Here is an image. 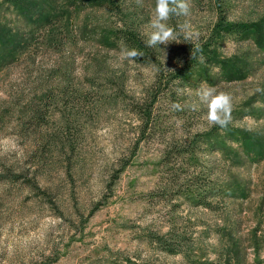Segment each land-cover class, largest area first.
<instances>
[{
	"label": "rangeland",
	"instance_id": "rangeland-1",
	"mask_svg": "<svg viewBox=\"0 0 264 264\" xmlns=\"http://www.w3.org/2000/svg\"><path fill=\"white\" fill-rule=\"evenodd\" d=\"M190 3L150 47L156 0H0V264H264V31L217 26L264 0ZM206 85L227 127L191 107Z\"/></svg>",
	"mask_w": 264,
	"mask_h": 264
},
{
	"label": "clouds",
	"instance_id": "clouds-1",
	"mask_svg": "<svg viewBox=\"0 0 264 264\" xmlns=\"http://www.w3.org/2000/svg\"><path fill=\"white\" fill-rule=\"evenodd\" d=\"M191 14L190 0H156L153 18L150 21L151 31L148 33L147 45L150 47L167 45L176 38V31L167 21L172 15ZM182 27L187 28L186 23ZM140 53L136 49H124L122 59L135 58ZM198 102L193 103V109L204 106L207 108L206 118L210 125H219L221 128L227 127L231 120L232 97L230 93L217 91L214 86L206 85L198 90ZM181 106L173 104V108L179 109Z\"/></svg>",
	"mask_w": 264,
	"mask_h": 264
},
{
	"label": "trees",
	"instance_id": "trees-1",
	"mask_svg": "<svg viewBox=\"0 0 264 264\" xmlns=\"http://www.w3.org/2000/svg\"><path fill=\"white\" fill-rule=\"evenodd\" d=\"M217 26H219L220 29L222 31H224L225 33L231 34V35H233L235 38H237L239 40H240V38H247V37H249V35L254 34L256 36V39H258L257 42L260 43L261 39H262L261 36L263 34V31H264V20L261 21L260 23H254V22H252V23L251 22H228L227 20H225V21L221 22ZM111 36H112V41H111L112 43L113 42L115 43L119 39H121V40L123 39L125 42H127V44H128L130 49H136L140 53V57L142 58V60L145 58L146 53H148V49L144 45H142L140 43V41L137 39V37L135 36L134 32H132V31H127V30L126 31H121L119 29L118 30H112ZM109 39H111V38H109ZM109 39L106 38L105 41L109 42L108 41ZM195 50L197 51L198 49H195ZM196 54L197 53H195L194 56H196ZM6 64L0 63V70ZM184 72H187L185 65H183L180 69H178L177 71H175L171 75L173 76V78H177V77L180 78L181 76H179V75H181ZM145 114H146V116L143 117L144 122L149 120L150 117H151L150 116L151 115L150 112H146ZM162 162H164L166 165L169 164V161H168L167 157H164ZM190 163L195 165L197 163V161L193 158ZM201 166H202V163H201ZM13 176L10 175V178L19 177V174H14ZM110 186H111V184H110ZM187 192H188V197L189 198H193L194 200H196V203H202L204 205L209 204V203H207V200H206L207 195L209 193L214 194V190H213L212 187H211V189H208L207 187H203L202 190L201 189L188 190ZM216 193L220 194V196H222L221 198L224 199L225 195L221 194V191H217V192H215V194ZM160 242H163V240L160 239ZM163 245H165L166 248H171V244L169 242L167 243V241H164ZM37 264H46V261L42 260V261H40Z\"/></svg>",
	"mask_w": 264,
	"mask_h": 264
}]
</instances>
